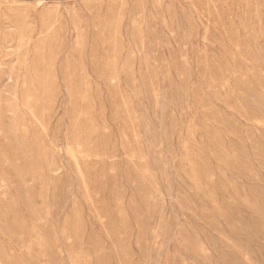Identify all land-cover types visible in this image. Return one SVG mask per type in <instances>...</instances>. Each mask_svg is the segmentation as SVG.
Here are the masks:
<instances>
[{
	"label": "rangeland",
	"instance_id": "rangeland-1",
	"mask_svg": "<svg viewBox=\"0 0 264 264\" xmlns=\"http://www.w3.org/2000/svg\"><path fill=\"white\" fill-rule=\"evenodd\" d=\"M0 264H264V0H0Z\"/></svg>",
	"mask_w": 264,
	"mask_h": 264
}]
</instances>
